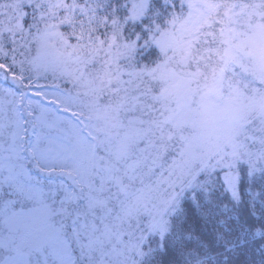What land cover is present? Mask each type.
<instances>
[{
    "label": "snow or ice",
    "instance_id": "1",
    "mask_svg": "<svg viewBox=\"0 0 264 264\" xmlns=\"http://www.w3.org/2000/svg\"><path fill=\"white\" fill-rule=\"evenodd\" d=\"M254 242L264 0H0V264H255Z\"/></svg>",
    "mask_w": 264,
    "mask_h": 264
},
{
    "label": "trees",
    "instance_id": "2",
    "mask_svg": "<svg viewBox=\"0 0 264 264\" xmlns=\"http://www.w3.org/2000/svg\"><path fill=\"white\" fill-rule=\"evenodd\" d=\"M247 200L248 197L245 196V205L242 208V211H247ZM257 207H260V203L257 202ZM248 258L255 261V264H261V260L264 259V251H262L261 246L257 243H252L249 246Z\"/></svg>",
    "mask_w": 264,
    "mask_h": 264
}]
</instances>
